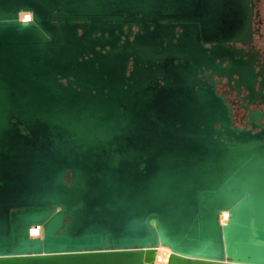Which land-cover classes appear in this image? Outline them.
I'll return each mask as SVG.
<instances>
[{
    "label": "water",
    "instance_id": "95a60500",
    "mask_svg": "<svg viewBox=\"0 0 264 264\" xmlns=\"http://www.w3.org/2000/svg\"><path fill=\"white\" fill-rule=\"evenodd\" d=\"M194 5L0 0V264H264V141L198 77Z\"/></svg>",
    "mask_w": 264,
    "mask_h": 264
},
{
    "label": "flooded vegetation",
    "instance_id": "af4514ba",
    "mask_svg": "<svg viewBox=\"0 0 264 264\" xmlns=\"http://www.w3.org/2000/svg\"><path fill=\"white\" fill-rule=\"evenodd\" d=\"M206 1L194 0L192 13L201 19L195 22L210 26L205 37L210 42L204 44L202 56L208 66L201 68L198 77L211 84L223 101L222 120L231 129L249 131L264 141V0ZM136 31L132 26L131 32Z\"/></svg>",
    "mask_w": 264,
    "mask_h": 264
},
{
    "label": "bare ground",
    "instance_id": "6f19581e",
    "mask_svg": "<svg viewBox=\"0 0 264 264\" xmlns=\"http://www.w3.org/2000/svg\"><path fill=\"white\" fill-rule=\"evenodd\" d=\"M31 19L30 12H20L19 20L20 21H29ZM227 221V212L220 213V223L224 224ZM43 234L41 226H31L29 230V235L32 238H41ZM171 251L168 247L158 246L154 251V263L155 264H166L167 259Z\"/></svg>",
    "mask_w": 264,
    "mask_h": 264
}]
</instances>
